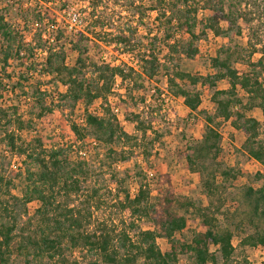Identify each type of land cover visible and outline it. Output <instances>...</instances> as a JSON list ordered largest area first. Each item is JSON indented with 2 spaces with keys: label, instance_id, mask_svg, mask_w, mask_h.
I'll list each match as a JSON object with an SVG mask.
<instances>
[{
  "label": "trees",
  "instance_id": "16d2710c",
  "mask_svg": "<svg viewBox=\"0 0 264 264\" xmlns=\"http://www.w3.org/2000/svg\"><path fill=\"white\" fill-rule=\"evenodd\" d=\"M75 1L89 9L92 18H95V10L106 4L105 0ZM68 2L0 0V106L5 102L4 93L14 92L21 86L27 89L31 77L36 76L55 79L58 85L65 88L62 94L64 101L72 106L83 103L87 109L95 101H106L118 78L121 82L132 79L135 86L142 87L138 78L151 81L162 69H166L158 57V39H162L169 54L195 59L200 54L197 42L206 39L209 34L215 38L240 35L241 20L251 24L257 17L264 19V1H252L248 8L233 9L227 0H125L121 4L132 18L125 25V30L113 25L107 27L101 18L96 20L91 30H67L69 28L58 22V15L51 8L58 3L66 6ZM200 12L207 13L201 27L198 18ZM152 13L157 14L154 20L159 30L154 34L151 29H146L151 45L141 48L139 28L147 26L146 18ZM102 39L125 55L139 53V71L111 63L89 62L87 55L90 47L84 42L95 43ZM66 45L77 53L74 66L66 63ZM248 46V54L242 56L237 53L239 57L236 58V52L230 48L221 49L210 60L213 73L205 77H195L180 70L171 75L166 69L172 95L183 98L190 112L201 115L206 124L203 138L190 141L187 148L177 155L178 158L184 157L191 171L200 176L203 194L210 202L208 206L197 208L191 200L179 198L170 176L163 173L157 187V196L152 197L149 185L140 183L135 195L126 192L124 199L119 201L117 206L129 214V219L125 220V230L115 235V230L103 223L90 231L95 198L84 199L80 207H71L68 201L59 199L61 195L70 198L81 192L80 178L85 162L71 161L64 146L45 149L40 139L26 142L15 133L6 131L4 142L12 156L26 161L29 159L35 165L34 171L27 169L28 185L24 197L11 196L10 199L14 205L23 200L27 203L38 200L41 206L34 218L26 213L21 226L14 217L11 221L0 222V264H13L16 251L20 264H80L66 257L69 249H82L97 256V259L87 264H177L179 257L184 255L189 257L191 264H231L236 252L233 242L235 231L230 224H223L216 216L223 213H219L218 208L213 209L212 200L220 197L221 190L229 186V179H236L238 173L232 168H223V164L218 162L221 135L216 126L227 123L241 131L244 135L243 152L264 166L262 124L249 115L258 109L264 116V82L261 80L264 42L249 41ZM38 51L46 56L41 68L38 70V66L33 72ZM255 54L261 55L257 61L252 59ZM233 60L244 62L249 69L239 71L234 67ZM13 63L25 71H21L25 75L17 83L12 72H8ZM185 79L193 86L201 84L216 89L212 95L215 107L213 114L202 107L199 92L182 86L181 82ZM224 81L229 87L219 90L218 84ZM38 88L42 90V86ZM240 91L244 98L239 95ZM85 110V123L72 124L66 129L67 134L76 140H84L85 131L111 152H116L113 144L121 140H138L137 136L129 135L121 129L114 115L96 116ZM130 120L136 123L144 135L151 128L139 115H134ZM18 126L19 129L24 128L22 119H18ZM144 154L147 159L151 155L148 151ZM255 178L263 181L259 187L244 185L239 188L242 191L241 202L245 207L242 214L246 217L243 222L248 220L254 228L241 238L240 245L250 248L264 247V174L258 173ZM9 205V201L0 200L1 210L8 214L13 211ZM191 208L197 211L201 224L200 229L187 242L178 238L177 234L188 227ZM136 220H145L149 228L143 229ZM159 239L167 240V250L160 248ZM45 259H48L47 263H43Z\"/></svg>",
  "mask_w": 264,
  "mask_h": 264
},
{
  "label": "rangeland",
  "instance_id": "374dc122",
  "mask_svg": "<svg viewBox=\"0 0 264 264\" xmlns=\"http://www.w3.org/2000/svg\"><path fill=\"white\" fill-rule=\"evenodd\" d=\"M105 1L106 4L95 10V18L91 17L92 13L89 9L81 6L75 0H69L66 6H62L63 3L53 5L51 11L58 15L59 23L62 22L69 28L67 30H70V27L85 31L91 30L98 18H101V21L108 25L107 27L113 25V27L125 30V25L132 21L130 15L126 14L128 10L125 11V7L121 4L125 0ZM252 1L262 3L264 0H227V3L233 9H243L248 8ZM156 15V13L148 15L147 26L139 28L138 37L141 40V48H148L151 45L146 29H151L154 34L158 33V23L154 20ZM206 16L205 12L199 13L200 27ZM240 26L242 27L240 35L215 38L209 34L206 39L197 42L200 54L195 59L169 54L160 38L156 43L159 60L171 75L180 70L195 77H205L213 73L210 60L221 49L230 48L231 51L236 52L234 56L236 58L239 57V54L242 56L248 54L249 41L252 43L264 42V19L257 17L251 24H245L241 20ZM118 29L116 30L118 31ZM185 37L188 36L185 35ZM84 43L90 47L87 55L89 62L101 63L105 55L108 63L119 61L125 67H133L137 71L140 69L138 65L139 53L125 55L103 39L97 40L95 43ZM65 51L66 63L69 66H74L77 53L71 50L69 45H66ZM45 56V53L40 51L36 53L32 67L33 72L37 70L38 66V70L41 68ZM260 57V54H255L252 59L257 61ZM233 61L234 67L239 71L249 69L244 62ZM166 69H162L151 81L138 78L137 81L143 85L142 87L135 86L132 79L126 82L120 81V87L124 92L123 94L115 92V96L120 98V106L124 111L125 120L122 115L118 118L112 113L108 98L102 103L99 100L95 101L87 109L83 103L76 106L68 104L62 98L65 88L58 85L55 79L47 77L42 79L36 76L31 77L30 84L26 86L27 89L21 86L14 92L4 93L5 102L0 106V200L9 201L11 205H9V209H13V211L8 214L0 208V222L11 221V218L14 217L21 226L26 219L24 215L28 213L29 217L34 218L41 206L38 200L28 203L23 200L14 205L10 199L11 196L24 197L28 185L26 181L27 169L34 171L35 165L29 159L26 161L24 158L12 156L4 142L6 131L15 133L26 142L40 139L45 149H49L50 146H64L71 161L85 162L80 178L81 192L70 198L61 195L59 199L68 201L71 207L74 205L80 207L84 199L95 198L90 231L103 223H106L109 229H114L115 235L125 230V220L129 219V214L117 204L124 199L126 192H129L131 196L135 195L140 183L149 185L152 197L157 196V187L163 173L170 176L175 193L179 198L191 200L197 208L208 206L210 202L203 194L200 176L191 171L184 157L178 158L177 155L179 151L187 148L190 141L203 138L206 124L201 115L190 112L184 105L183 98H175L172 95L168 86ZM23 70L21 66L13 63L8 72H12L17 83L25 75ZM261 80L264 82V69ZM181 83L184 88L199 92L203 101L202 107L209 113H214L212 95L216 89L201 84L193 86L186 79ZM41 86L42 90L38 88ZM228 87L225 81L218 84L219 90H225ZM239 95L244 98L241 91ZM85 109L89 111L101 109L106 116L114 115L120 123L121 129L129 135L137 136L138 140L127 142L124 139L120 143L113 144L116 152H111L103 143L85 131L84 140H76L74 136L67 134L66 129L72 124L80 125ZM1 111H4L5 114ZM253 111L249 115L260 120L262 124L261 138L264 139V117L259 112ZM40 113L42 116H39ZM4 115L8 117H3ZM134 115H139L143 122L150 125L151 128L147 130L146 135L138 130L136 123L131 122L130 119ZM18 119H22L24 122L23 129H19ZM79 127L81 128V126ZM216 128L221 135V151L218 162L223 164V168H232L235 173H238L236 179H229L230 184L226 189L221 190L220 197L212 200L213 209L218 208L219 213H223L216 216L223 224H230L235 231L236 236L233 242L236 252L231 264H264V252L258 251L257 248L240 245L241 238L251 233L254 228L248 220L243 222L246 217L242 214L245 207L241 202L242 191L239 189L244 185L259 187L263 181H258L255 177L258 173L264 174V166L250 159L243 152L244 135L241 131L235 130L227 123H222ZM145 151L151 154L148 159L144 156ZM218 180L220 182L221 178L219 177ZM8 215H12V217ZM188 219V227L182 233L177 234L178 238L187 242L200 229L201 224L200 216L195 208L190 209ZM136 221L143 229L149 228V224L145 220ZM158 244L163 251L169 247L165 239H159ZM13 246L15 247L16 244L14 243ZM66 257L70 261L76 260L80 264H87L88 261L97 259V256L82 249H69ZM47 262L48 259L43 261V263ZM13 264H20L17 251L13 255ZM177 264H191V261L188 256L184 255L179 257Z\"/></svg>",
  "mask_w": 264,
  "mask_h": 264
},
{
  "label": "built area",
  "instance_id": "2783aa9c",
  "mask_svg": "<svg viewBox=\"0 0 264 264\" xmlns=\"http://www.w3.org/2000/svg\"><path fill=\"white\" fill-rule=\"evenodd\" d=\"M70 28L72 29V27H70ZM102 62L108 63L107 56H105V55L103 56ZM111 64H113L115 66H123L122 63L119 61H117V63L112 62ZM115 92H120L122 94L124 92L123 89L120 87V79L119 78L116 80V84L114 85L112 94H110V96L108 97V103H109V106H110L112 113L118 118H119V116L122 115L123 120H125L124 111L120 106V98L115 96ZM100 102L102 103V101H100ZM90 112H92L96 116H103V111L101 109H95V110L90 111ZM84 123H85V116L83 115L81 117L80 124H84ZM118 167H120V165H118ZM257 250L264 252V247L259 246L257 248Z\"/></svg>",
  "mask_w": 264,
  "mask_h": 264
},
{
  "label": "crops",
  "instance_id": "0c3cea01",
  "mask_svg": "<svg viewBox=\"0 0 264 264\" xmlns=\"http://www.w3.org/2000/svg\"><path fill=\"white\" fill-rule=\"evenodd\" d=\"M254 111H255V112H259L260 114H262L261 111L258 110V109L254 110ZM254 111H253V112H254ZM262 116H263V115H262ZM252 117H254V116H252ZM263 117H264V116H263ZM255 118H256V117H255ZM258 120H259V119H258ZM259 121H260V120H259Z\"/></svg>",
  "mask_w": 264,
  "mask_h": 264
}]
</instances>
